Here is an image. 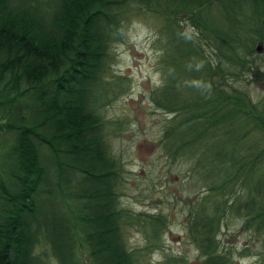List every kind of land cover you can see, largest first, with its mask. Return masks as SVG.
I'll use <instances>...</instances> for the list:
<instances>
[{"label":"trees","instance_id":"trees-1","mask_svg":"<svg viewBox=\"0 0 264 264\" xmlns=\"http://www.w3.org/2000/svg\"><path fill=\"white\" fill-rule=\"evenodd\" d=\"M135 10L161 20L150 100L170 114L162 150L219 193L186 219L201 264H233L216 239L226 211L264 234V101L231 83L264 75V0H0V264H40L38 242L56 264L138 263L101 112L124 80L106 78L110 45ZM230 183L240 193L227 204ZM43 205L59 212L48 242L35 226Z\"/></svg>","mask_w":264,"mask_h":264},{"label":"rangeland","instance_id":"rangeland-1","mask_svg":"<svg viewBox=\"0 0 264 264\" xmlns=\"http://www.w3.org/2000/svg\"><path fill=\"white\" fill-rule=\"evenodd\" d=\"M160 24V18L135 10L119 39L110 45L106 78L120 75L124 80L101 108L106 120L104 134L111 154L122 164L117 187L118 207L127 215L122 236L126 248L137 255V264H201L202 256L186 236V219L198 198L211 192L212 198H219V193L202 187L191 170V159H172L162 150L161 136L170 114L155 108L150 100V92L160 84ZM231 83L246 90L254 100L264 101V75H244ZM235 183H230L223 194L227 204L239 199L240 189ZM74 187L82 190L81 185ZM43 206L35 226L48 242L56 233L54 224L58 220L50 213L56 216L59 212ZM156 217L161 227L154 232L150 221ZM242 219L233 211L223 215L216 236L219 250L228 252L225 254L233 264H264V234L244 230ZM46 245L38 242L34 253L40 264H56Z\"/></svg>","mask_w":264,"mask_h":264},{"label":"water","instance_id":"water-1","mask_svg":"<svg viewBox=\"0 0 264 264\" xmlns=\"http://www.w3.org/2000/svg\"><path fill=\"white\" fill-rule=\"evenodd\" d=\"M256 49L259 50V46H256Z\"/></svg>","mask_w":264,"mask_h":264}]
</instances>
